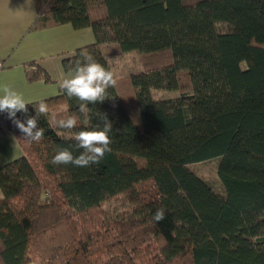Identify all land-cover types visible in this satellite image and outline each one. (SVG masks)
<instances>
[{"label": "trees", "instance_id": "16d2710c", "mask_svg": "<svg viewBox=\"0 0 264 264\" xmlns=\"http://www.w3.org/2000/svg\"><path fill=\"white\" fill-rule=\"evenodd\" d=\"M34 1L32 28L95 32L66 71L83 50L111 70L109 55L139 50L144 69L116 77L86 124L77 98L43 99L38 143L3 113L23 155L0 167V264H264V0ZM154 89L179 94L155 99ZM103 114L112 151L99 164L51 163L62 148L82 151L56 120L77 115L74 133L102 126ZM213 158L222 191L191 168Z\"/></svg>", "mask_w": 264, "mask_h": 264}, {"label": "crops", "instance_id": "0c3cea01", "mask_svg": "<svg viewBox=\"0 0 264 264\" xmlns=\"http://www.w3.org/2000/svg\"><path fill=\"white\" fill-rule=\"evenodd\" d=\"M37 17L34 0H0V61L4 63L0 70V89L11 87L30 104L58 95L60 82L70 77L64 68V59L96 41L91 26L76 28L71 23H62L32 28ZM107 58L110 63L112 58ZM30 63L46 70L51 80L31 79ZM13 136L0 113V167L23 155L19 141H13Z\"/></svg>", "mask_w": 264, "mask_h": 264}, {"label": "clouds", "instance_id": "9594fccd", "mask_svg": "<svg viewBox=\"0 0 264 264\" xmlns=\"http://www.w3.org/2000/svg\"><path fill=\"white\" fill-rule=\"evenodd\" d=\"M74 65L69 66L70 77L60 82V89L64 91L69 98L75 97L81 103L79 104V113L85 116L84 123H87V114L90 111L88 105L103 102L109 99L108 89L115 88L117 78L109 68L99 63L88 51L80 52ZM0 113H6L15 127L22 134V139L28 143L40 142L44 138V129L39 126V117L49 115L47 103L41 100L35 105V115L28 114L27 102L22 94L15 89L4 86L0 89ZM17 113L25 116L24 120L17 118ZM55 119V117H53ZM79 117L69 115L67 118L56 120L59 129L67 130L70 137L76 141L75 148L82 149L79 155H74L68 148H62L57 151L51 160L54 165H68L75 167H89L93 164H99L107 153L112 151V139L109 133L112 131V123L103 114V123L94 128L82 129L78 132H72L77 127ZM13 141L19 140L15 136ZM165 218V209L159 208L153 216L155 222H160Z\"/></svg>", "mask_w": 264, "mask_h": 264}, {"label": "rangeland", "instance_id": "374dc122", "mask_svg": "<svg viewBox=\"0 0 264 264\" xmlns=\"http://www.w3.org/2000/svg\"><path fill=\"white\" fill-rule=\"evenodd\" d=\"M221 28L223 30L225 29L223 25ZM109 56L112 58L110 63L117 78H122L131 73L140 72L144 69L142 53L139 50H131L114 56L111 55ZM178 94L179 92L177 91H169V90H161V89H154L153 91V96L155 99L173 98L176 97ZM65 110H67V106L64 104H61L55 107L54 109H52V111L57 112V114L62 113ZM218 163H219L218 159L213 158L211 160L198 162L196 164H191V168H193L200 176L204 177L209 182H211V184H213V186L217 190L222 191L223 185L217 174ZM110 205L111 203H109L107 207ZM150 245H151L149 248L150 252L152 251L154 253L158 252L159 250L158 243L155 240H152ZM103 259L106 260L107 257H103Z\"/></svg>", "mask_w": 264, "mask_h": 264}, {"label": "built area", "instance_id": "2783aa9c", "mask_svg": "<svg viewBox=\"0 0 264 264\" xmlns=\"http://www.w3.org/2000/svg\"><path fill=\"white\" fill-rule=\"evenodd\" d=\"M4 67V63L0 61V70Z\"/></svg>", "mask_w": 264, "mask_h": 264}]
</instances>
